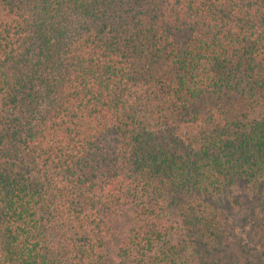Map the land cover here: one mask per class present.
<instances>
[{
  "label": "trees",
  "instance_id": "1",
  "mask_svg": "<svg viewBox=\"0 0 264 264\" xmlns=\"http://www.w3.org/2000/svg\"><path fill=\"white\" fill-rule=\"evenodd\" d=\"M0 10V264H264V0Z\"/></svg>",
  "mask_w": 264,
  "mask_h": 264
},
{
  "label": "rangeland",
  "instance_id": "2",
  "mask_svg": "<svg viewBox=\"0 0 264 264\" xmlns=\"http://www.w3.org/2000/svg\"><path fill=\"white\" fill-rule=\"evenodd\" d=\"M0 16H2V12H1V10H0Z\"/></svg>",
  "mask_w": 264,
  "mask_h": 264
}]
</instances>
